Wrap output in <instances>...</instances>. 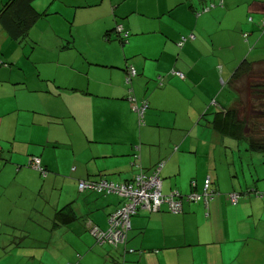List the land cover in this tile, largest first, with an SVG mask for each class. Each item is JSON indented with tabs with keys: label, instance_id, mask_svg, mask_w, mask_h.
<instances>
[{
	"label": "crops",
	"instance_id": "obj_1",
	"mask_svg": "<svg viewBox=\"0 0 264 264\" xmlns=\"http://www.w3.org/2000/svg\"><path fill=\"white\" fill-rule=\"evenodd\" d=\"M242 1L232 10L262 18L264 0ZM69 2L86 34L53 30L30 67L22 55L0 71V264H264V153L212 127L237 105L238 41L219 32L226 1ZM159 163L164 195L202 193L209 178V205L139 211L126 248L97 244L91 230H107L125 201L80 183H127Z\"/></svg>",
	"mask_w": 264,
	"mask_h": 264
},
{
	"label": "trees",
	"instance_id": "obj_2",
	"mask_svg": "<svg viewBox=\"0 0 264 264\" xmlns=\"http://www.w3.org/2000/svg\"><path fill=\"white\" fill-rule=\"evenodd\" d=\"M35 0H8L5 4H3L0 10V33L5 34L4 37L6 40L10 38L16 44H18L20 48L25 50L26 48L30 47L32 50V56L34 52L37 51V47L40 46L39 42L45 34L52 33L53 28H47L46 26L49 24V20L51 16L54 15V12H51L50 6H48L43 10V12H38L33 7V2ZM41 21V32L42 34L39 35L37 42L34 41V37H30L31 30L35 25H37ZM47 30L48 33H43ZM264 32V30H263ZM8 36V37H7ZM2 49V48H1ZM6 52H0V71L4 70V67H11L16 66L18 61H10L8 57H6ZM23 57L25 56L28 60L27 64L30 67L31 62H29V57L26 56L22 52ZM30 56V55H29ZM31 56V57H32ZM255 64H264V62H249L248 60H243L242 63L237 67L234 74L229 81L231 85L234 87V92L237 99V105L233 108L228 109H219L214 113L212 127L215 131L220 133L221 135H227L231 139L236 141H246L248 151L253 153H264V135L256 136V132L258 130H254V126L251 128V131H247V128L250 127V120L245 116V109L247 108V101L254 104V101L251 100L253 96L251 91H247L246 88V80L250 78L253 74H255ZM132 68L130 67L129 70ZM17 73V71H16ZM130 75H126V83L131 85L133 78L129 77ZM247 87L252 89L254 92H258L262 96V92L264 93V82L258 85H252L247 83ZM254 87V88H253ZM253 92V93H254ZM245 96V97H244ZM247 97V98H246ZM146 111V110H145ZM137 112V111H136ZM258 115L259 112L255 111ZM143 123V121H142ZM257 196L262 197L264 194L255 193ZM237 205V204H236ZM150 213V212H148ZM158 213V212H153ZM152 214V213H150ZM59 220L64 221V215H62V211L57 214ZM70 217V216H69ZM62 221V222H63ZM130 232V231H129ZM125 243V247L128 244V236ZM110 247V246H109ZM130 252V251H129ZM134 252V251H133ZM130 252V253H133Z\"/></svg>",
	"mask_w": 264,
	"mask_h": 264
},
{
	"label": "rangeland",
	"instance_id": "obj_3",
	"mask_svg": "<svg viewBox=\"0 0 264 264\" xmlns=\"http://www.w3.org/2000/svg\"><path fill=\"white\" fill-rule=\"evenodd\" d=\"M53 1L54 0H35L33 2V7L38 12H43V9H45L47 6L49 8V6L53 4ZM57 1L58 2L66 1V3H58L57 5L53 4L52 6L58 7L59 10L58 11L52 10L51 12H54V15L51 16V20L49 24L43 25V26H46L47 28H53L57 30V32L60 31V33L68 34L70 32V29H72L71 26L73 22L74 12L72 11V8L68 7V4H70L69 0L68 1L67 0H57ZM74 1H77V0H74ZM89 1H93V0H89ZM225 1L227 5L222 8V10L225 11V14L222 17V21L220 25L221 29H219V32L224 33V34L229 33L233 40L238 41V46L236 50L238 51V54L241 55V57H240V61L238 62L234 70H236V68L245 59L248 60L249 62H256V63L262 62L263 63L264 62V32H263V29H261V25H260L261 16L259 19L258 15L252 14L251 17L254 18V22L252 25H249L252 22L248 24L249 20L246 17V14H247L246 11L240 13L238 11L232 10L231 8L234 3L238 1H242V0H225ZM6 2H8V0H0V10L3 4H5ZM55 12H58L60 15L55 16L57 15L55 14ZM57 17H59V19L56 22L55 19ZM251 27H252V31L250 32ZM40 28H41V21L37 25H35L33 29L31 30L30 37L33 36L35 42H37L36 39H38L39 35L42 34ZM77 28L78 29L73 27L72 29V32L73 34H75V36H81L83 34H86V31H85L86 27H77ZM43 33H48V32L47 30H45V32ZM250 33H251L250 39L248 41L245 40L243 38V35L244 34L248 35ZM46 35L47 34H45V36ZM5 36L6 35L2 34V32L0 33V52L5 51L7 53L6 57H8L10 61H13V60L19 61L20 59H22V52L26 54V56L29 57L31 60V56H32V50L30 48L31 45L25 50H23V48L19 49L18 47L20 46L18 44H16L10 38L6 40L4 38ZM226 38L227 37H222V39H218V42H225ZM233 52L234 53H227V56L229 57L234 56L236 51L234 50ZM254 68H255L256 73L253 74L250 78H248V80H246L247 82L245 85L247 88V91H251V94L253 95L251 97V100L254 101V104L252 103L251 105V102L250 101L248 102L249 99L243 100V101H247V105H246L247 108L245 109V116L246 118H249L250 120V127L247 128V131L248 132L251 131V128L254 126V130H258V132H256V136H261V135H264V93L262 92V96H260L261 94L259 92L257 94L256 91L254 92L252 89L248 88L247 83L249 82V84L258 85L264 82V64H255ZM208 108L215 109V107L211 108V106H209ZM255 111L259 112V114L257 115ZM242 181H243L242 186L245 187V182L243 179ZM89 192H96V191H86V193H89ZM237 193H242V192L238 190ZM243 197L241 198V200L243 199ZM231 205L235 206L232 203ZM120 247L126 248L124 245ZM129 251L133 252V250H129ZM3 259H4V262H12V260L6 261L10 259L9 255L3 256ZM25 261L26 260H19L17 261V263H10V264H23L22 262H25ZM3 264H9V263H3Z\"/></svg>",
	"mask_w": 264,
	"mask_h": 264
},
{
	"label": "built area",
	"instance_id": "obj_4",
	"mask_svg": "<svg viewBox=\"0 0 264 264\" xmlns=\"http://www.w3.org/2000/svg\"><path fill=\"white\" fill-rule=\"evenodd\" d=\"M130 76H135L133 68L130 70ZM145 109V107L136 109L140 123L143 121ZM33 165L35 169H39L44 174L39 159H35ZM162 168L163 164H159L150 174L141 172L127 183H115L105 179H101L98 182L84 181L80 183L79 190L81 192L96 191L98 193L114 194L125 201L120 209L109 216V227L107 230H100L96 227L91 230L97 244L111 246L112 248H119L125 245L127 234L131 229V219L139 211L160 212L162 207L167 205L169 212L178 214L183 211L184 201L203 203L208 206L214 195V191L211 190L212 182L209 178L205 180L202 193L181 195L179 192H172L164 195L161 181ZM195 185L193 182L192 186L195 187ZM229 198L230 202L236 205L239 195L233 193L229 195Z\"/></svg>",
	"mask_w": 264,
	"mask_h": 264
},
{
	"label": "clouds",
	"instance_id": "obj_5",
	"mask_svg": "<svg viewBox=\"0 0 264 264\" xmlns=\"http://www.w3.org/2000/svg\"><path fill=\"white\" fill-rule=\"evenodd\" d=\"M263 21H264V15L262 16V18H261V20H260L261 29L264 30V24H263ZM249 22H253L252 17L249 18ZM248 37H249V35H247V34H244V35H243V38H244L245 40H247ZM179 75H180V74H179ZM180 76H181V75H180ZM139 122H140V121H139ZM34 160H35V159H33V160L31 161V166H33V168H34V165H33V161H34ZM39 160H40V159H39ZM159 164H162V163H159ZM159 164H158V165H159ZM158 165H156V167H157ZM40 166H41V168L43 169L44 174H46L45 169H44V168L42 167V165H41V161H40ZM156 167H155V168H156ZM34 169H35V168H34ZM162 169H163V168H162ZM36 170H38L39 172H42V171H40L39 169H36ZM161 172H162V171H161ZM42 173H43V172H42ZM145 174H146V173H145ZM207 179H208V178H207ZM107 181H108V180H107ZM161 181H162V180H161ZM192 183H193V182H192ZM192 183H191V184H192ZM194 183H195V182H194ZM204 183H205V182H204ZM203 188H204V187H203ZM84 192H85V191H84ZM214 193H215V192H214ZM260 194H261V193H260ZM238 195H239V194H238ZM237 204H238V203H237ZM208 205H209V204H208ZM121 207H122V206H121ZM121 207H120V208H121ZM120 208H119V209H120ZM162 210H163V207H162ZM162 210H161V211H162ZM161 211H160V212H161ZM182 212H183V211H182ZM182 212H181V213H182ZM114 213H115V212H114ZM158 213H159V212H158ZM135 216H136V215H135ZM135 216H134V217H135ZM132 218H133V217H132ZM108 219H109V218H108ZM131 220H132V219H131ZM108 224H109V223H108ZM110 247H111V246H110ZM115 249H116V248H115Z\"/></svg>",
	"mask_w": 264,
	"mask_h": 264
}]
</instances>
